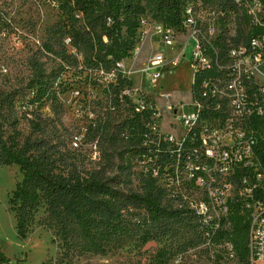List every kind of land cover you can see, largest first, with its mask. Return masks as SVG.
Masks as SVG:
<instances>
[{
    "label": "trees",
    "instance_id": "16d2710c",
    "mask_svg": "<svg viewBox=\"0 0 264 264\" xmlns=\"http://www.w3.org/2000/svg\"><path fill=\"white\" fill-rule=\"evenodd\" d=\"M51 1L56 4L59 18L46 32L48 37L57 39L56 43L48 41L43 47L60 63L57 69L47 73L42 62L36 58L31 60L33 74L25 87L32 92L29 103L35 106L28 111L32 117H26L30 133L23 136L20 143L14 92L0 93V164L17 165L22 174L8 198L17 236L26 237L41 204L57 222V233L61 236L68 233L71 220L87 237L105 238L129 230L146 242L173 232L184 221L197 219L192 210L174 207L167 198L166 189L157 183L165 167L171 166L176 158L168 150V144L158 139L135 115L111 127L108 120L91 127L89 136L95 141L101 159L93 168L79 167L74 154L61 148L60 109L53 81L69 68L76 70L78 76L85 72L83 79L97 75L100 70L115 68L118 62L131 55L143 16L173 30L182 29L188 5L205 10L206 5L213 4L218 8L215 13L220 38L229 36L226 24L233 16L235 34L230 39L235 44L245 43L250 30L242 9L233 0ZM65 38L75 54L63 43ZM45 102H49L53 116L42 114ZM126 128L127 135L120 138V131ZM33 134L36 135L32 137ZM144 158H150L151 165L138 174L139 185L132 188L135 160ZM140 211H143L142 223L131 225L128 216ZM228 221L229 227L219 231L215 242L231 243L233 259L244 264L247 219L235 202L230 203ZM0 264L25 263L21 259L10 261L0 250ZM148 264H167L165 249H159Z\"/></svg>",
    "mask_w": 264,
    "mask_h": 264
},
{
    "label": "rangeland",
    "instance_id": "374dc122",
    "mask_svg": "<svg viewBox=\"0 0 264 264\" xmlns=\"http://www.w3.org/2000/svg\"><path fill=\"white\" fill-rule=\"evenodd\" d=\"M205 8L208 12L218 9L213 4ZM58 18L56 4L51 0H0V93L14 92L19 116L16 129L21 134L17 136L18 143L30 133L26 117H32L28 111L35 106L29 103L32 92L25 87L33 74L31 60L42 62L47 73L59 67V59L43 47L48 41L56 43L57 38L48 37L46 29ZM140 23L131 55L115 68L100 70L85 79V72L78 76L76 70L69 68L53 81L60 109L61 148L70 150L83 169L95 167L101 159L95 141L89 136L91 127L99 121L108 120L111 127L135 115L158 139L166 134L179 139L183 132L181 113L191 110L190 102L196 97L189 63L193 39L188 37V28H178L173 30L172 44L166 46L156 31L155 25L160 23L147 15ZM226 25L228 33H232L233 16ZM63 43L71 53H76L69 47L67 38ZM156 53L161 54L162 61L154 66L151 60ZM153 71L159 73L155 80L150 78ZM41 111L43 115L53 116L49 102L44 103ZM127 130H121L119 137L124 138ZM149 160H135L132 188L139 185L138 174L150 167ZM21 176L17 165L0 164V250L12 262L21 259L25 264H148L159 249H165L167 264H239L236 259L226 257L221 247L204 243L194 217L182 222L173 232L146 242L129 230L105 238L87 237L71 220L68 233L61 236L57 233V222L41 204L26 237L19 238L8 198ZM186 177L185 167L177 161L166 166L158 177L157 183L166 189L174 207L189 209L190 203L203 196L202 188ZM142 218L143 211L128 216L131 225H140Z\"/></svg>",
    "mask_w": 264,
    "mask_h": 264
},
{
    "label": "built area",
    "instance_id": "2783aa9c",
    "mask_svg": "<svg viewBox=\"0 0 264 264\" xmlns=\"http://www.w3.org/2000/svg\"><path fill=\"white\" fill-rule=\"evenodd\" d=\"M233 2L250 30L245 43L231 41L235 28L220 38L217 13L185 8L182 27L193 39L189 63L196 97L191 110L181 113V137L166 134L162 140L171 144L168 150L185 167L187 180L202 188V198L189 209L204 243L233 258L232 244L215 239L230 225V203L235 202L247 219L244 264H264V1ZM155 27L164 45H171L173 29ZM161 61L156 53L151 64ZM158 76L153 71L150 78Z\"/></svg>",
    "mask_w": 264,
    "mask_h": 264
}]
</instances>
